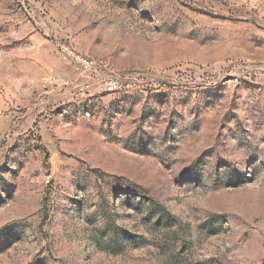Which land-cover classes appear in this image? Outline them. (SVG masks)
I'll use <instances>...</instances> for the list:
<instances>
[{
	"label": "rangeland",
	"instance_id": "1",
	"mask_svg": "<svg viewBox=\"0 0 264 264\" xmlns=\"http://www.w3.org/2000/svg\"><path fill=\"white\" fill-rule=\"evenodd\" d=\"M0 264H264V0H0Z\"/></svg>",
	"mask_w": 264,
	"mask_h": 264
},
{
	"label": "built area",
	"instance_id": "2",
	"mask_svg": "<svg viewBox=\"0 0 264 264\" xmlns=\"http://www.w3.org/2000/svg\"><path fill=\"white\" fill-rule=\"evenodd\" d=\"M79 62H80V66H81L82 68H84V70L89 71V70H91L92 67H93V61H91V60H89V59H86V58H80ZM108 85H109V86H108V90H109L110 92H113V91L116 89V85L113 84L112 82H111L110 84H108Z\"/></svg>",
	"mask_w": 264,
	"mask_h": 264
}]
</instances>
